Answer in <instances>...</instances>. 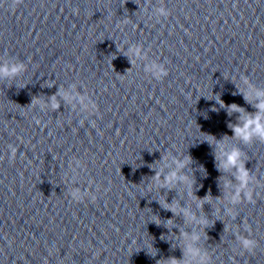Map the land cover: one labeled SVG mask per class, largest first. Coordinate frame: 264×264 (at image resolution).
<instances>
[{
    "label": "water",
    "instance_id": "1",
    "mask_svg": "<svg viewBox=\"0 0 264 264\" xmlns=\"http://www.w3.org/2000/svg\"><path fill=\"white\" fill-rule=\"evenodd\" d=\"M17 65L0 264H264V139L231 127L264 99V0H0V67Z\"/></svg>",
    "mask_w": 264,
    "mask_h": 264
},
{
    "label": "clouds",
    "instance_id": "2",
    "mask_svg": "<svg viewBox=\"0 0 264 264\" xmlns=\"http://www.w3.org/2000/svg\"><path fill=\"white\" fill-rule=\"evenodd\" d=\"M23 3V0H14V6H18ZM162 14H167L164 12V10H161ZM139 50H137L138 52ZM157 70V76L162 77L165 75V72L162 68L159 66H155ZM23 68V65H17V66H12L9 68L8 66L0 67V73H3L4 75H9V74H16L19 71H21ZM257 97H264V92H257L256 93ZM247 99V97H246ZM53 100L55 98L53 97ZM222 103V102H221ZM53 107L56 108L58 105L53 103ZM257 112L255 115L249 114L246 116L243 120L242 125H235L231 126L233 128V131L235 135L241 139H243L245 142H249L252 140L254 136L259 137L261 139H264V99L260 100L256 105H255ZM232 111H243L238 105L233 104L230 106ZM39 123V121H38ZM222 151H221V157L226 156V159L224 160V167L225 168H232L235 167L237 168L239 172L238 180L240 181V189L245 188L248 183H249V172L248 170L244 167L243 163L241 162V153L238 149H233L231 152H224L223 151V146ZM15 149L12 150L13 156H15ZM185 162H180L176 161L177 168H183L185 166ZM160 173H157L156 179L159 180ZM184 180L186 183H191L187 177H181L179 176L177 171L171 172L166 178H165V183L167 186H171L174 182L178 180ZM249 199H251V193L248 194ZM79 197H77L78 199ZM240 198V190L237 191L235 196L233 197L234 200H238ZM170 209L175 212L176 209L174 206H169ZM187 215V213H186ZM255 245L254 241H250L245 239L244 240V246L245 248H253ZM172 264H178V262L173 259Z\"/></svg>",
    "mask_w": 264,
    "mask_h": 264
}]
</instances>
